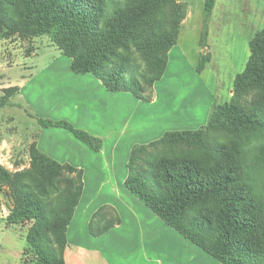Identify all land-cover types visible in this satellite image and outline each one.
<instances>
[{"label":"trees","instance_id":"obj_1","mask_svg":"<svg viewBox=\"0 0 264 264\" xmlns=\"http://www.w3.org/2000/svg\"><path fill=\"white\" fill-rule=\"evenodd\" d=\"M217 0H205L201 44ZM186 5L179 0H0V33L47 36L71 58V69L93 74L113 92L151 101L178 42ZM250 57L234 81L230 100L213 104L197 129L166 131L135 144L126 188L152 212L223 264H264V29L250 42ZM208 54L197 65L202 72ZM18 86L0 93V108L13 105ZM42 126L71 130L95 150L102 139L67 120L38 118ZM30 165L0 163V189L12 206L6 220L30 224L24 264H68L67 229L83 193V171L61 163L33 144ZM89 225L99 236L121 223ZM100 223V224H99Z\"/></svg>","mask_w":264,"mask_h":264},{"label":"rangeland","instance_id":"obj_2","mask_svg":"<svg viewBox=\"0 0 264 264\" xmlns=\"http://www.w3.org/2000/svg\"><path fill=\"white\" fill-rule=\"evenodd\" d=\"M179 1L186 5L187 14L190 12L179 37L184 53L177 46L171 49L173 61L163 79L155 83L153 99L140 100L138 107L130 102H125L124 107L112 103L103 107L97 103L101 117L113 115L118 107L128 134L137 136L141 132L140 139H158L166 131L197 129L206 124L213 104L230 100L235 78L244 71L249 60L250 42L258 31L264 29V0H217L207 22L212 60L202 72H198L199 59L195 51L201 49L199 41L202 22L206 19L205 0ZM35 38L0 33V93L6 87L19 84L24 77L26 80L34 79L24 91L32 95L33 101L47 90H53L60 98L62 86L82 88L74 82L62 84V74L54 76V82L47 80L52 76L44 68L48 63L46 60H57L55 67L64 68L69 58L55 44L47 48L49 37H37L38 42L34 41ZM37 51L40 55L29 56ZM80 91V97H88L87 93ZM23 94L16 93L11 98L13 105L0 108V163L13 171L30 165V149L40 127L37 121L28 117L27 113L33 107H29ZM73 97L76 98L75 95ZM136 119L144 121L132 127L131 121ZM8 192L6 187L0 189V264H24L22 251L26 246L28 226L10 225L4 217L11 202ZM112 261L116 264L115 260Z\"/></svg>","mask_w":264,"mask_h":264},{"label":"crops","instance_id":"obj_3","mask_svg":"<svg viewBox=\"0 0 264 264\" xmlns=\"http://www.w3.org/2000/svg\"><path fill=\"white\" fill-rule=\"evenodd\" d=\"M189 18L190 12L183 20L182 28L187 25ZM203 26L202 22V29ZM208 31L210 35V29ZM38 40L37 37L34 39L37 42ZM41 41L44 42L43 39ZM199 42L201 49L195 51V56L198 59L204 54L212 57L213 49L209 37L204 45L201 44V39ZM46 44L47 48L54 45L51 40H46ZM175 46L179 47L181 52L179 39ZM181 49L184 53V49ZM172 54L170 50L167 68L173 61ZM38 55L40 54L37 51L29 56ZM68 58V62L63 65L64 68L55 67L57 60H46L48 63L44 68L48 69V74L52 76L47 80L54 82L53 77L62 74L64 77L62 84L74 82L82 86L80 89L70 85L62 86L63 94L60 98L55 96L53 90H47L33 101L32 95L24 91L34 79L26 80L24 77L19 84H15L19 87V94L25 93L23 96L27 99L29 107L35 108H32V111L27 110V115L40 126L34 140L37 148L57 161L83 171V193L67 229L66 262L113 264L112 260H115L116 264H223L163 221L124 184L128 175V160L132 147L135 144H147L155 139H140L141 132L137 136L129 135L118 107L115 112L113 111V115L101 117L98 115L97 106L108 107L112 103L124 107L125 102H130L132 106L138 107L142 99L130 92L109 91L93 74L75 73L71 69V58ZM80 90L87 93L88 97H80ZM98 102L100 105H97ZM38 118L70 120L75 127L101 138L103 145L99 150L92 149L71 130L58 126H42ZM143 121L136 119L131 121L130 125L137 127ZM11 206L10 202L5 218ZM100 209L103 211L101 224L116 216L121 218V223L104 234L95 236L90 233L89 225L94 214ZM27 226L26 233L30 224Z\"/></svg>","mask_w":264,"mask_h":264}]
</instances>
